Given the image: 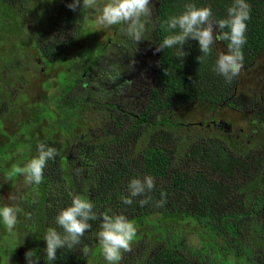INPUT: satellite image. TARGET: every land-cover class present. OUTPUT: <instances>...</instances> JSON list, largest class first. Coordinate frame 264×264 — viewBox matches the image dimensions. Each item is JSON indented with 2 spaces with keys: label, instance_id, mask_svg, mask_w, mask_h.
Wrapping results in <instances>:
<instances>
[{
  "label": "trees",
  "instance_id": "16d2710c",
  "mask_svg": "<svg viewBox=\"0 0 264 264\" xmlns=\"http://www.w3.org/2000/svg\"><path fill=\"white\" fill-rule=\"evenodd\" d=\"M71 2L39 0L36 10L29 0H0V7H5L0 19L2 16L6 19L8 28L14 27V23L22 30L27 26L29 39L38 52L35 59L48 66H60L65 75H68V65L61 57L73 49L80 35H84L86 22V8L81 5L73 12L67 7ZM246 2L251 11L246 22L243 65L264 52V0ZM187 3L210 6L214 18L220 20L227 18V9L233 0H160L158 19L152 22L151 17L146 23L149 29H155L158 45L168 35L178 32L167 30L164 22L180 15ZM113 37L107 39L101 54L93 55L94 51L82 54L85 58L92 57L86 59L88 66L84 71L89 78L93 77L89 72L95 71V67L97 71L103 70V59L119 56L120 50L112 53L109 48L119 43V37ZM218 43L227 53L228 42ZM182 50L188 53L183 58H178L175 47L159 52L156 86L159 96L155 93L146 116L127 112L124 118L118 109L111 108L107 129L102 122L103 114L96 112L100 133L94 138L89 117L93 112L90 98L97 93L94 79L87 89L82 84L85 81L82 76L79 80L64 78L59 81L58 95L51 97L61 116L42 107L34 122L40 124L43 118L47 119L50 128L45 127L46 138L33 132L25 134L31 137V142L24 148L22 158V154H18L20 149L14 148L11 142L23 144L21 138L18 141L10 138L9 143L0 145V179L9 176L20 183H24L23 175L16 168L24 167L38 155L40 143L58 152L54 160L48 161L42 182L23 189L27 200L22 205L31 218L26 221L22 248L27 245L29 250L35 249L39 264H49L43 240L47 228L57 227L55 217L71 205L75 195L90 200L98 214L106 211L109 215L122 214L135 224L137 234L131 250L122 253L118 264H264V150L250 153L248 144H236L229 135L212 126L185 127L178 120L168 124L166 116L155 123V105L161 109L160 102L165 106L168 99L174 102L175 115L180 110L204 103L212 112L206 115L207 119L247 121L242 106H234L245 112L242 118L235 119L233 115L227 119L218 115L226 109L232 113L231 100L242 79L238 75L227 83L213 70L221 54L217 43L203 62L197 60L202 55L198 41L189 40ZM67 91L71 93L70 98L63 96ZM3 110L0 101V114ZM68 112L78 116V132L73 136L67 135L69 129L75 127L66 121ZM84 120L88 124H84ZM226 121L223 122L231 126ZM53 134L62 135L64 141L49 139L47 142ZM6 153L10 155L2 158ZM13 158L20 159L8 166L7 162ZM147 175L155 178L152 201L141 207L138 201L143 197H136L131 205H125L122 198L129 194L130 180ZM162 198L166 200L164 206H156V201ZM4 206L7 205L0 202V208ZM89 223L92 229L85 233L82 243L71 250H57L53 264H90L91 258L94 264H102L97 235L100 221ZM1 227L0 224V230ZM33 227L37 228V233ZM17 228L19 231V226ZM57 230L62 232L58 227ZM141 230L143 234L139 233ZM85 246L87 251H84Z\"/></svg>",
  "mask_w": 264,
  "mask_h": 264
},
{
  "label": "clouds",
  "instance_id": "9594fccd",
  "mask_svg": "<svg viewBox=\"0 0 264 264\" xmlns=\"http://www.w3.org/2000/svg\"><path fill=\"white\" fill-rule=\"evenodd\" d=\"M98 12L96 24L101 27L124 25V33L136 43L143 41L147 19L153 16L154 4L152 0H72L67 7L75 12L81 7ZM184 11L178 16L169 17L164 23L170 32L178 30L176 34L168 35L156 47L157 52L169 48H177L178 58L188 55L183 46L189 40L198 41L202 55L197 57L198 62L205 61L211 54L213 46L220 41H227L228 51L219 54L214 71L221 75L227 83H231L243 68V47L247 42V21L250 19V5L246 0H233L227 9V18L216 20L210 6L197 7L194 3L184 5ZM227 29V31H225ZM38 155L32 158L24 167L16 171L24 176L27 185H39L44 176V169L49 160L58 155L57 149L40 143L37 146ZM128 196L122 198L125 205H131L136 197H143L138 201L141 207L152 201L151 193L155 188V178L151 175L143 178H133L128 184ZM165 199L156 201V206L162 207ZM19 208L4 206L0 208V219L8 231L17 225ZM28 218H31L28 214ZM89 221H100L98 232L99 245L107 264H118L122 253L131 250V244L137 234L135 224L125 215L97 213L95 205L79 195L72 197L71 205L62 209L55 217L57 227H48L44 241L46 259L49 264L57 259V250H71L82 243L85 233L92 229ZM84 251H87L85 246ZM27 264H39V257L35 249L26 251Z\"/></svg>",
  "mask_w": 264,
  "mask_h": 264
},
{
  "label": "rangeland",
  "instance_id": "374dc122",
  "mask_svg": "<svg viewBox=\"0 0 264 264\" xmlns=\"http://www.w3.org/2000/svg\"><path fill=\"white\" fill-rule=\"evenodd\" d=\"M29 1L31 7L36 10L39 8V0ZM104 2L106 0H100L101 4ZM3 9L5 7L1 6V13H3ZM98 14L95 10L86 9L84 35H80L73 49L67 55L79 58L82 54H92L90 53L92 51H94L93 55L101 54L107 39L114 38V30L117 25L108 28L98 26L96 24ZM17 25L19 26V24L14 23V27L8 28L6 19L3 16L0 19V101L4 109L3 113L0 114V125L2 126L0 129V145L10 140V138L16 141L21 138L20 142H24L23 144L15 143L13 140L11 142L14 144V148L20 149L18 154L19 156L22 154V158L24 155L23 150L26 151L24 148L31 142V137L25 136V134L33 132L46 138L47 131L45 127L47 130L50 128L47 119L43 118L40 124L34 122L42 107L54 109L55 112V103L51 97L58 95L59 81L61 82L64 77L60 73V66H48L39 63L35 59V57H38V52L29 39L27 26L22 30L18 29ZM217 46L221 54H226L222 44L217 42ZM109 48L112 49V53H116L117 48L115 46ZM203 104L187 108L185 111H178L175 120L193 123L205 119L206 115L212 112L209 108H206L207 105ZM218 115L227 119L233 117L229 109H226L225 113H218ZM89 117L92 124V115L89 114ZM84 124H88V121L84 120ZM3 133L5 134L3 135ZM61 136L53 134L46 140H48L47 142H49V139L64 141V137ZM24 139L25 141H23ZM9 155L10 153L3 154L2 158ZM17 160L13 158L7 162V165L13 166ZM29 186L31 185H27L25 182L20 183L11 180L9 176H3L0 179V202L20 209L17 214V225L11 232L0 221L2 226L0 230V264H27L25 253L29 249L26 248L27 245L22 248L21 242L24 243L26 225L30 219L28 218L30 213L24 210L22 205L27 200L26 191L23 189H27ZM33 223L35 224V222ZM17 226H19V231H17ZM30 226H32L31 222ZM32 230L37 233L36 227H33ZM143 232V230L139 231L142 234ZM100 262L107 264L103 255ZM90 264H94L93 258L90 259Z\"/></svg>",
  "mask_w": 264,
  "mask_h": 264
},
{
  "label": "flooded vegetation",
  "instance_id": "af4514ba",
  "mask_svg": "<svg viewBox=\"0 0 264 264\" xmlns=\"http://www.w3.org/2000/svg\"><path fill=\"white\" fill-rule=\"evenodd\" d=\"M152 3L154 4L152 22H155L158 19L160 0H152ZM117 27L118 29L115 30L114 36L119 37V43L114 46L117 50H120L119 56L116 59H103L102 71H97L98 67H95V71L89 72L92 73L93 77L89 78L88 73H84L88 66L86 59L92 57L85 58L81 55L79 58H74L72 55L67 54L61 57L62 61L65 60L68 65L66 69L68 75L60 72L64 78L79 80L82 76L85 79L82 84L87 89L90 86V81L94 79L93 82H95L97 93L90 98V108L94 112L91 113V134L94 138L100 133V128L97 126V115L103 114L102 122H104L107 129H109L110 125L109 111L111 108L118 109L124 118L127 112H136L139 116H146L148 107L151 106L155 93H157L159 52L156 51V47H159V45L155 39V29L153 28V32L151 31L153 29H149L146 26L143 41L136 43L124 33L122 30L125 27L124 25H117ZM239 75L242 80L231 100L232 113L235 119L242 118L245 112H241L234 106L244 107L247 115L246 122L239 119L234 123L221 118L207 119L206 117L197 122H181V124L185 127L210 128L212 126L218 132L229 135L232 142L248 144L251 147L250 153L264 150V52L251 63L244 64ZM70 94L67 91L63 96L64 98H70ZM74 94L77 95V92H74ZM160 103L162 105L161 109H157L156 105L154 107L155 123L157 124L166 116L168 124H171L175 120L173 100L168 99L165 106L163 102ZM52 110L54 112V109ZM55 112L58 116H61L57 106H55ZM96 112L99 113L96 115ZM65 117H69L66 121L70 125L75 126L69 129V134H66L70 136L77 134V113L68 112ZM145 120H148V117ZM223 121H226L231 126H227Z\"/></svg>",
  "mask_w": 264,
  "mask_h": 264
},
{
  "label": "water",
  "instance_id": "95a60500",
  "mask_svg": "<svg viewBox=\"0 0 264 264\" xmlns=\"http://www.w3.org/2000/svg\"><path fill=\"white\" fill-rule=\"evenodd\" d=\"M228 126V125H227ZM230 127V126H229Z\"/></svg>",
  "mask_w": 264,
  "mask_h": 264
}]
</instances>
